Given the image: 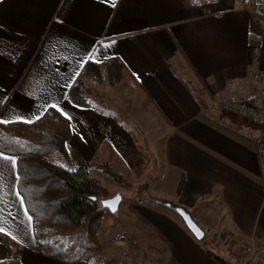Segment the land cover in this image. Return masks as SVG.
I'll use <instances>...</instances> for the list:
<instances>
[{
  "label": "crops",
  "instance_id": "obj_1",
  "mask_svg": "<svg viewBox=\"0 0 264 264\" xmlns=\"http://www.w3.org/2000/svg\"><path fill=\"white\" fill-rule=\"evenodd\" d=\"M261 44L264 22L243 0H0V122L33 121L57 105L71 117L74 160L145 177L131 217L156 245L135 264H264L258 126L221 109L231 96L259 95L251 73ZM114 58L125 70L110 83ZM88 60L104 74L93 108L66 97ZM161 200L188 212L214 246ZM0 228L24 264H68L39 252L17 159L1 150ZM90 255L78 264H129Z\"/></svg>",
  "mask_w": 264,
  "mask_h": 264
},
{
  "label": "trees",
  "instance_id": "obj_2",
  "mask_svg": "<svg viewBox=\"0 0 264 264\" xmlns=\"http://www.w3.org/2000/svg\"><path fill=\"white\" fill-rule=\"evenodd\" d=\"M105 65L107 81L120 80L123 63L114 58ZM103 77L102 65L88 60L68 90L67 99L80 107H95V89ZM71 137L70 119L53 106L31 122H0V150L17 159L18 191L32 218L39 252L78 264L100 248L99 229L107 208L102 205V183L93 175L98 165L70 156L67 143ZM103 167L105 173L122 181L109 164ZM164 202L178 208L171 201ZM0 241L8 251L0 264H24L17 244L1 235ZM207 251L213 254L211 249Z\"/></svg>",
  "mask_w": 264,
  "mask_h": 264
},
{
  "label": "rangeland",
  "instance_id": "obj_3",
  "mask_svg": "<svg viewBox=\"0 0 264 264\" xmlns=\"http://www.w3.org/2000/svg\"><path fill=\"white\" fill-rule=\"evenodd\" d=\"M102 90V89H101ZM137 130V129H136ZM137 138L140 143H142V136L137 133ZM144 147L149 148V144L146 145L142 143ZM151 156V153H150ZM98 165L97 170L93 172V175L98 178L104 188V192L101 196L102 199L112 198L117 194L122 195V201L120 203L119 209L116 212H111L107 209L104 213L101 227L99 229L101 246L98 250L91 251L90 256L94 258H100L99 262H117V263H137L134 259L135 257H140L147 259L150 252H153L154 241L147 236V234L142 230L141 225L137 224L134 219H132V206L133 203H139V200L146 198V192L143 190L144 187L139 185L144 182V178H132L128 175L121 176L122 181H117L116 176L111 173H105L103 171V163H96ZM115 167V166H114ZM116 171V170H114ZM119 171V172H118ZM116 172L123 173V170H118ZM138 200V201H137ZM147 204L157 207L154 202H148ZM171 214H174L178 218L180 216L174 213L173 209L166 208ZM183 220V219H182ZM140 226V228L138 227ZM206 238V237H205ZM203 238L206 245L212 247L214 246L209 239ZM216 241V240H215ZM218 241V240H217ZM222 243V241H219ZM140 246V247H139ZM139 249V250H138ZM264 257V252L258 254V258L262 259ZM136 257V258H137ZM142 260V259H141Z\"/></svg>",
  "mask_w": 264,
  "mask_h": 264
},
{
  "label": "built area",
  "instance_id": "obj_4",
  "mask_svg": "<svg viewBox=\"0 0 264 264\" xmlns=\"http://www.w3.org/2000/svg\"><path fill=\"white\" fill-rule=\"evenodd\" d=\"M251 6L257 20L264 22V0H243ZM252 56L255 70L251 73L253 81L260 85L259 95L255 99L248 96H231L221 104V109L236 117L252 122L258 126L256 135V152L259 168L264 175V44L253 47ZM251 256L258 254L254 247H246Z\"/></svg>",
  "mask_w": 264,
  "mask_h": 264
},
{
  "label": "water",
  "instance_id": "obj_5",
  "mask_svg": "<svg viewBox=\"0 0 264 264\" xmlns=\"http://www.w3.org/2000/svg\"><path fill=\"white\" fill-rule=\"evenodd\" d=\"M121 201H122V195L117 194L112 198L103 200L102 205L103 207L109 209L111 212H116L119 209ZM174 210L180 212L188 228L192 231V233L196 236V238L200 240L204 238L205 236L204 230L194 221V219L188 212L179 208H174Z\"/></svg>",
  "mask_w": 264,
  "mask_h": 264
},
{
  "label": "snow or ice",
  "instance_id": "obj_6",
  "mask_svg": "<svg viewBox=\"0 0 264 264\" xmlns=\"http://www.w3.org/2000/svg\"><path fill=\"white\" fill-rule=\"evenodd\" d=\"M113 6H114V0H113ZM53 107H57V105H53ZM61 111H62V114H64L67 118L71 119V117H70L69 114L64 113L63 110H61ZM37 118H39V117H37ZM28 122H31V121H28ZM7 159L9 160V162H10L12 165H15V160H14V158H7ZM117 199H118V197H117ZM0 231H3V229L0 228ZM13 238H15V237H13Z\"/></svg>",
  "mask_w": 264,
  "mask_h": 264
}]
</instances>
